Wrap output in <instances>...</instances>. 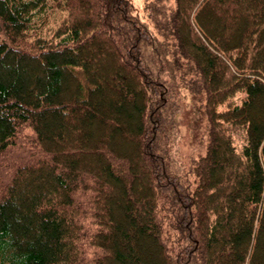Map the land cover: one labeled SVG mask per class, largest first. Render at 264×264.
I'll list each match as a JSON object with an SVG mask.
<instances>
[{
  "label": "trees",
  "instance_id": "1",
  "mask_svg": "<svg viewBox=\"0 0 264 264\" xmlns=\"http://www.w3.org/2000/svg\"><path fill=\"white\" fill-rule=\"evenodd\" d=\"M144 13L0 0V264H264V0Z\"/></svg>",
  "mask_w": 264,
  "mask_h": 264
},
{
  "label": "rangeland",
  "instance_id": "2",
  "mask_svg": "<svg viewBox=\"0 0 264 264\" xmlns=\"http://www.w3.org/2000/svg\"><path fill=\"white\" fill-rule=\"evenodd\" d=\"M133 4L134 12L138 14V16L143 17L145 15L144 13V4L145 0H129ZM191 117L190 115L188 118ZM183 131L185 133V139L187 140V144L183 146L182 151L184 154H195L197 152V149H195L194 145L191 144L192 136L191 134H188L185 131V125L183 126Z\"/></svg>",
  "mask_w": 264,
  "mask_h": 264
}]
</instances>
